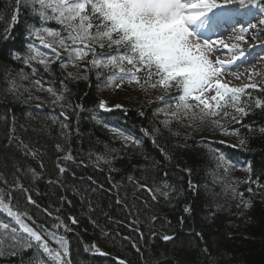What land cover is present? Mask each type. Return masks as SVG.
I'll list each match as a JSON object with an SVG mask.
<instances>
[{
    "label": "trees",
    "instance_id": "1",
    "mask_svg": "<svg viewBox=\"0 0 264 264\" xmlns=\"http://www.w3.org/2000/svg\"><path fill=\"white\" fill-rule=\"evenodd\" d=\"M256 4L264 7L261 0ZM16 8L15 0H0V177L8 181H0V190L10 192L5 203L10 199L12 210L26 214L21 219L37 231V225L53 230L56 216L69 224L71 231L61 228L57 235L69 241L72 264H117L116 258L128 264H264V109L255 103L264 100V92L240 93L247 115L233 120L221 113L220 125L209 119L196 121L195 130L184 124L188 119L164 125L157 109L166 103L157 98L174 88L165 92L143 80L142 86L124 84L128 96L117 99L123 107L108 104L103 80L108 68L89 64L91 53L77 71L62 67L59 59L40 63L27 47L35 39L29 29L61 26L54 20L42 24L30 6L20 7L13 22ZM29 56L36 59L25 63ZM36 78L45 83L43 90L34 85ZM12 79L17 87L9 91ZM100 100L111 111L100 109ZM112 127L128 130L140 143L122 139ZM219 153L231 162L227 172L217 167ZM68 155L72 159L64 160ZM58 165L66 169L63 174ZM14 175L27 192L13 187ZM138 186L169 195L155 193L153 199L154 193ZM69 216L78 223L71 224ZM18 237L27 234L20 230ZM31 243L30 249L0 246V264H56ZM93 243L108 255L86 250Z\"/></svg>",
    "mask_w": 264,
    "mask_h": 264
},
{
    "label": "snow or ice",
    "instance_id": "2",
    "mask_svg": "<svg viewBox=\"0 0 264 264\" xmlns=\"http://www.w3.org/2000/svg\"><path fill=\"white\" fill-rule=\"evenodd\" d=\"M256 2L257 0H15L17 8L11 19L13 22L17 21L19 8L30 6L33 15L38 16L42 24L47 20L56 21L61 26L60 29L32 26L29 29V35L31 36L32 31H35L44 47L51 49L55 59L61 60L62 67L65 65L58 48L68 52V63L78 64L91 53L92 59L88 63L93 67L118 68L120 73L118 76L108 77L109 82L117 78L120 80V84L115 85L116 88L121 87L125 78L129 83L141 86L143 80L144 83L151 84L153 88L159 86L165 92L176 88V95L158 97V100L164 103L170 100L175 101L174 111H164L166 119L161 123L167 125L170 122L167 117L176 121L199 119L203 122L205 119L218 117L221 113L223 119L235 120L236 114L247 115V109L244 106L247 102L241 100L240 93H243L245 89H258L264 92V82L253 79L254 76L259 75L255 67L245 70L250 82L242 87H230L220 79L224 71L255 59L257 49L264 53V41H260V35L264 33V18L259 20L258 25L249 24L247 28L241 27V35L236 38L238 41L247 39L260 41L250 44L247 49L242 48L239 43L231 45L225 43L220 38V33L216 31L232 23L239 10L250 8L256 5ZM261 3L264 4V0H261ZM41 31L53 37L54 43H45L44 38L40 36ZM249 32L252 33L250 36L247 35ZM213 36H216V39H212ZM27 47L37 55H47V53L39 52L31 43ZM225 49L231 54V59L228 61L219 58ZM210 55H215L217 59L213 61ZM13 58L19 57L13 54ZM34 59L36 56H29L25 58V63ZM260 59L264 60V55H261ZM40 63L47 66L50 61L42 59ZM97 74L99 77L100 73ZM7 83L9 91L17 87L14 79L8 80ZM34 85L43 90L40 81H35ZM46 90L53 95L56 94L54 88ZM62 99L63 94L57 96L54 103H59ZM255 103L256 107L264 109V100L257 99ZM98 107L111 111L104 100H100ZM115 107L123 106L117 104ZM229 107L233 109L232 112L228 111ZM160 111L163 110L157 109V112ZM60 116L65 120L68 119L65 112H61ZM93 118L95 119V116ZM102 122L97 120V123ZM212 122L215 125L221 124L220 119H213ZM61 126L62 129L69 127L63 121ZM105 127L109 125L105 123ZM111 131L126 141L140 143L131 135L125 136L124 131L118 127H112ZM10 139L15 137L12 136ZM243 143L244 141H241V144ZM21 144L23 145V142ZM23 147L27 149V145ZM57 149L62 150L60 145H57ZM29 154L35 155V153ZM215 158L219 161L217 167H223L227 172V165L231 163L227 157L219 153ZM63 159L71 160L72 156L68 155ZM17 171L20 170L17 169ZM59 171L63 174L66 169L59 167ZM33 176L35 177L34 172ZM18 179L15 175L13 176V180L16 181L13 187L27 192L19 185ZM129 179L132 178L129 177ZM0 181L8 183L4 177H0ZM189 187H193L191 182ZM138 188H145L148 192L154 193L153 199L156 198L155 193L165 197L169 195L168 192H161L159 188L155 190L147 186H138ZM231 190L236 191L235 188ZM5 196L10 198V192L0 190V210L6 211L19 228L12 226L11 223L0 221V230H2L0 246L9 244L15 248L20 245L30 249L33 247L31 241H34L35 246L42 249L43 253H47L56 264H72L69 241L66 236L57 235V230L61 228L65 232L71 231L70 225L56 216L54 217L56 223L51 226L53 230L50 231L44 225H37L39 228L37 231L21 219L22 215L26 214L12 210L10 199L9 203H5ZM28 200L30 203H35L30 196ZM43 211L51 216L47 209ZM185 211H189V208L186 207ZM151 219L155 221L156 217ZM68 220L71 224L78 223L74 216H69ZM20 230L27 234L23 240L18 237ZM45 236L54 241L58 247L51 248L44 239ZM162 239L168 241L172 237L163 235ZM85 248L100 255H108L95 243ZM116 259L117 264H128L126 260ZM30 264H37V262L31 261Z\"/></svg>",
    "mask_w": 264,
    "mask_h": 264
},
{
    "label": "rangeland",
    "instance_id": "3",
    "mask_svg": "<svg viewBox=\"0 0 264 264\" xmlns=\"http://www.w3.org/2000/svg\"><path fill=\"white\" fill-rule=\"evenodd\" d=\"M262 12H264L263 9H256V8H253L250 11L249 10L244 11L243 9L239 10V12L233 18V21H235V24H233L230 27V29L232 31H236L234 34V37H238L239 35H241L240 29L242 26L247 28L249 24H255L256 20L254 21L252 17L255 16L258 20L264 18V14H262ZM255 25H258V24H255ZM251 34H252L251 32L247 33L248 36H250ZM40 36H42L44 38L45 43H54V38L48 36L46 33L42 32V31L40 33ZM34 37H35V39L31 44H33L35 46V48L39 50V52L47 53V55L46 56H40V55H37L36 52L32 51L33 55H36L39 60H42V59H47L48 61L54 60L55 57H54V54L52 53L51 49L45 48L44 44L41 43L40 39L36 36V34L34 35ZM214 39H216V38H214ZM260 41H264V33H262L260 35ZM260 41H253L252 39H247L246 41H238L236 39H231V38H226L224 40L225 43L230 44V45L233 43H239L240 46L242 48H245V49H247L250 44L259 43ZM58 51L60 52V56H63V61H64L63 63L66 67L71 69V71L80 70L78 64L68 63V55L69 54L67 51H65L64 49H60V48H58ZM261 55H264V53H261L260 50L257 49V55H256L255 59H251L247 63H241V64L237 65L236 67L231 68V70L224 71L220 76L221 81L224 83H227L230 87H237V88L242 87L243 85L250 82L248 79V76L245 74V70L252 69L253 67H255V69L259 73V75L254 76L253 79L260 82L261 80H259V79L262 78V80H263V78H264V60L260 59ZM219 58L221 60L228 61L231 59V54L229 53V51L227 49H225L221 53ZM73 59H75L74 56H73ZM210 59L215 61L217 59V57L215 55H210ZM119 74H120L119 69L116 72L113 69L108 68L107 72H104L103 80L108 81V84L105 87L104 91L106 93V96L108 97L107 101L110 100V102H111L110 103L108 101L109 102L108 104H110L112 106L119 104V101H117V99L121 100V99L126 98V96H128V94L126 93V89H125L126 86H124V84H129L127 78H125V80H124V82L120 88L115 87L116 84H120V80L118 78L113 79L111 82H109V79H108L109 76H113V75L118 76ZM35 80L39 81L37 78ZM40 84L45 86V83H43L41 81H40ZM175 91H176V88L173 89L171 95H176ZM153 97H154V91L151 90L150 95L146 98L148 101H150ZM157 100H158V98H157ZM172 104H174V100H170L168 102V104L167 103L162 104L161 109L163 111H160L159 113H160V116L163 120L166 119V117L164 115V111H174L175 110V105H172ZM214 118L218 119L219 116L214 117ZM167 119H169V121L172 120L170 117H167ZM196 121L201 122L199 119H196L195 121L189 120L187 122H184V124L186 125V127L195 130L196 125H197L195 123ZM209 121L212 122V118H209ZM210 122H209V124H210ZM182 124H183V121H182ZM124 133H125V136L130 135L128 130H124ZM122 139H124V138H122ZM228 166L230 168H233L230 165H228ZM234 169H236V168H234ZM244 170H246V169H244ZM0 221H3L4 223L15 224V221L11 217L8 216L6 211H3V210L0 211Z\"/></svg>",
    "mask_w": 264,
    "mask_h": 264
},
{
    "label": "bare ground",
    "instance_id": "4",
    "mask_svg": "<svg viewBox=\"0 0 264 264\" xmlns=\"http://www.w3.org/2000/svg\"><path fill=\"white\" fill-rule=\"evenodd\" d=\"M226 35H228V34L226 33ZM228 36H230V34Z\"/></svg>",
    "mask_w": 264,
    "mask_h": 264
}]
</instances>
